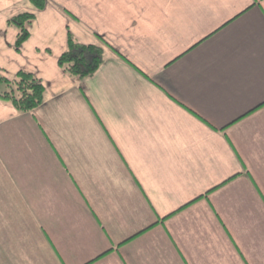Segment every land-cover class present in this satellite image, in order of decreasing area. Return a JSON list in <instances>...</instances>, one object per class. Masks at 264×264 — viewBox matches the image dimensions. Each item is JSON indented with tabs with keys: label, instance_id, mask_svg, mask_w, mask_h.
<instances>
[{
	"label": "crops",
	"instance_id": "1",
	"mask_svg": "<svg viewBox=\"0 0 264 264\" xmlns=\"http://www.w3.org/2000/svg\"><path fill=\"white\" fill-rule=\"evenodd\" d=\"M69 35L104 43L95 76ZM19 71L45 97L0 100V264H264V0H0Z\"/></svg>",
	"mask_w": 264,
	"mask_h": 264
},
{
	"label": "trees",
	"instance_id": "2",
	"mask_svg": "<svg viewBox=\"0 0 264 264\" xmlns=\"http://www.w3.org/2000/svg\"><path fill=\"white\" fill-rule=\"evenodd\" d=\"M37 11H43L47 0H30ZM36 20L35 13L21 12L13 16L8 25L17 29L14 48L20 52L30 39V27ZM104 43L84 45L68 36L67 49L59 59V66L71 77L79 80L95 76L104 64ZM45 88L32 73L19 71L10 80L0 74V100L10 103L20 113H30L38 109L44 101Z\"/></svg>",
	"mask_w": 264,
	"mask_h": 264
}]
</instances>
